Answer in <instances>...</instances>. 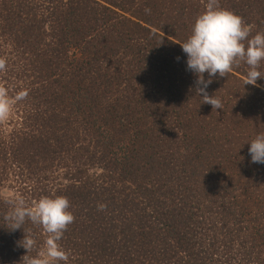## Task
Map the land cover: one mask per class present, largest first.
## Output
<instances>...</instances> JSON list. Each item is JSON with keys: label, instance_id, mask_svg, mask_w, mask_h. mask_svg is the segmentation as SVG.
<instances>
[{"label": "trees", "instance_id": "16d2710c", "mask_svg": "<svg viewBox=\"0 0 264 264\" xmlns=\"http://www.w3.org/2000/svg\"><path fill=\"white\" fill-rule=\"evenodd\" d=\"M206 2L0 0V85L28 91L0 121V264L42 250L40 226L4 219L21 196L68 198L66 264H264V164L247 143L264 133V78L244 85L245 63L213 77L217 110L195 94L179 43ZM219 4L264 32V0Z\"/></svg>", "mask_w": 264, "mask_h": 264}, {"label": "clouds", "instance_id": "9594fccd", "mask_svg": "<svg viewBox=\"0 0 264 264\" xmlns=\"http://www.w3.org/2000/svg\"><path fill=\"white\" fill-rule=\"evenodd\" d=\"M186 54L187 69L195 76V94L202 103L221 109L222 102L218 97L209 95L206 89L212 83V78L226 77L234 67L245 63L248 71L244 76V85H257V80L264 78L259 71L261 61H264V32L252 35V28L246 25L243 18L232 11L222 8L219 0H207L205 9L194 20L191 33L183 43H179ZM178 59V58H177ZM6 61L0 58V71L4 70ZM207 73L208 79L204 74ZM28 95L26 89L10 96L8 89L0 85V121L8 118L12 106L24 100ZM251 162L264 164V133L257 134L247 142ZM10 210L4 215L10 230L22 229L26 220L40 226L45 235L42 250L35 256L24 255L23 264H59L68 261V253L60 246L68 226L75 217L68 209L70 202L65 196H43L31 204L17 197L9 201ZM106 205H99L103 210ZM24 233V232H23ZM26 253L31 252L37 241L31 233H24L19 241Z\"/></svg>", "mask_w": 264, "mask_h": 264}, {"label": "rangeland", "instance_id": "374dc122", "mask_svg": "<svg viewBox=\"0 0 264 264\" xmlns=\"http://www.w3.org/2000/svg\"><path fill=\"white\" fill-rule=\"evenodd\" d=\"M8 117H12V118H13V121H15V119H16V115H15L13 109H11V111H10ZM9 127H10V125H9ZM12 193H13L12 190H10V191L3 190V191H2V194L5 195V196H12Z\"/></svg>", "mask_w": 264, "mask_h": 264}]
</instances>
